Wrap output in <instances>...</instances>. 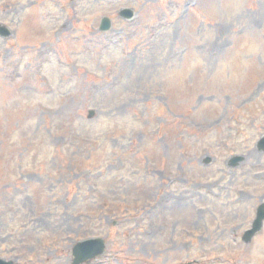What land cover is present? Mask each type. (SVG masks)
Segmentation results:
<instances>
[{
	"label": "rangeland",
	"instance_id": "374dc122",
	"mask_svg": "<svg viewBox=\"0 0 264 264\" xmlns=\"http://www.w3.org/2000/svg\"><path fill=\"white\" fill-rule=\"evenodd\" d=\"M0 25V259L264 264V0H0Z\"/></svg>",
	"mask_w": 264,
	"mask_h": 264
},
{
	"label": "water",
	"instance_id": "95a60500",
	"mask_svg": "<svg viewBox=\"0 0 264 264\" xmlns=\"http://www.w3.org/2000/svg\"><path fill=\"white\" fill-rule=\"evenodd\" d=\"M121 15L124 16L125 18H131L133 16V13L130 10H125L121 13ZM110 28H111L110 21L105 19L102 22L101 31H108L110 30ZM0 35L6 37L9 35V32L5 28L1 27ZM93 115L94 112H90V117H92ZM262 143L264 146V139L262 140ZM263 221H264V205L259 209L258 218L254 223L253 229L246 234L245 237L246 242H249L254 236V234L261 229ZM104 248H105L104 242L100 239L79 243L74 248V256L76 258L74 264H81L89 259H92L94 257L103 254ZM0 264H13V263L12 262L7 263L5 261L0 260Z\"/></svg>",
	"mask_w": 264,
	"mask_h": 264
},
{
	"label": "flooded vegetation",
	"instance_id": "af4514ba",
	"mask_svg": "<svg viewBox=\"0 0 264 264\" xmlns=\"http://www.w3.org/2000/svg\"><path fill=\"white\" fill-rule=\"evenodd\" d=\"M242 161H245L244 158H243ZM242 161H241V163H242ZM186 163H187V161L184 160V156H182L181 165H184ZM157 164H158V162L155 164L156 165V169H154V170H157V172L154 171V170L152 171V173H154L155 175H157L158 171H160L157 168V166H158ZM179 170L180 171H177V172H175V170H170V171L166 170L164 173H162L161 176H165V180H166L165 182H162V184L166 188L171 189L174 186L185 187V186H187L189 184V181H190V179H189L190 169L187 168V167L185 168V166H182V167L179 168ZM162 180H164V179L162 178ZM153 181L157 183V178H154ZM156 183H154V184H156ZM241 195H245V194H241ZM166 197H167V201L169 203L171 201V199H170V194L168 192L166 193V196H162L161 200H164ZM247 198H249V197L247 196ZM183 201L185 202L184 204H186L188 202L187 199L185 198V195H183ZM150 208H152V204H150L149 208L145 209V212H148ZM256 208L257 207H254V210L251 211V215L253 214L252 215V219H254V217H256V212H257ZM153 233L154 232L152 231V235H153Z\"/></svg>",
	"mask_w": 264,
	"mask_h": 264
},
{
	"label": "bare ground",
	"instance_id": "6f19581e",
	"mask_svg": "<svg viewBox=\"0 0 264 264\" xmlns=\"http://www.w3.org/2000/svg\"><path fill=\"white\" fill-rule=\"evenodd\" d=\"M18 6H19V4H15V5L12 6V8H13V10H14L15 12L18 11Z\"/></svg>",
	"mask_w": 264,
	"mask_h": 264
}]
</instances>
